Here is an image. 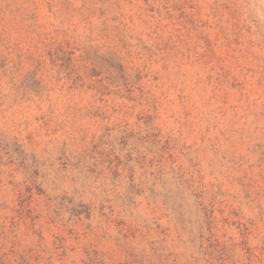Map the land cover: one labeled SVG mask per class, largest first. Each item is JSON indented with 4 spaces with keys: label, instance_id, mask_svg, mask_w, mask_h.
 I'll use <instances>...</instances> for the list:
<instances>
[{
    "label": "rangeland",
    "instance_id": "rangeland-1",
    "mask_svg": "<svg viewBox=\"0 0 264 264\" xmlns=\"http://www.w3.org/2000/svg\"><path fill=\"white\" fill-rule=\"evenodd\" d=\"M0 249L264 264V0H0Z\"/></svg>",
    "mask_w": 264,
    "mask_h": 264
},
{
    "label": "trees",
    "instance_id": "trees-1",
    "mask_svg": "<svg viewBox=\"0 0 264 264\" xmlns=\"http://www.w3.org/2000/svg\"><path fill=\"white\" fill-rule=\"evenodd\" d=\"M29 254L0 249V264H29Z\"/></svg>",
    "mask_w": 264,
    "mask_h": 264
}]
</instances>
